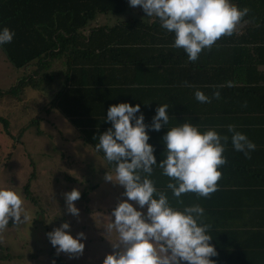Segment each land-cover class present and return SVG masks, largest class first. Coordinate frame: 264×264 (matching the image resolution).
<instances>
[{"label":"crops","instance_id":"0c3cea01","mask_svg":"<svg viewBox=\"0 0 264 264\" xmlns=\"http://www.w3.org/2000/svg\"><path fill=\"white\" fill-rule=\"evenodd\" d=\"M249 2L251 16L264 14V0ZM80 38L96 48L87 57L74 55L71 70L66 59L53 61L49 73H57L58 78L41 89L52 90L49 105L64 83H70L73 95L68 96L66 108L78 116L76 124L68 119L77 130L73 144L83 145L77 152L89 157L90 172L114 175V165L96 150L94 139L111 127L105 121L110 105L139 104L145 123L150 124L159 104H167L169 127L187 121L201 131L215 129L228 137L223 152L226 163L219 166L221 177L207 198L192 192L172 196L166 188L169 178L158 167L150 179L173 207L199 204L204 209L203 221L210 225V243L217 252L210 257L215 264H264V25L238 24L231 35H222L196 61H189L182 48L172 47L173 34L162 29L156 18L127 3L124 12L98 13ZM33 71L26 73L33 76ZM197 89L210 102H198ZM217 91L219 98H214L212 93ZM229 124L256 145L254 151L246 156L233 149ZM166 131L162 127L148 133L157 163L163 159ZM85 132L88 143L83 140ZM85 147L91 149V157ZM123 191L120 186L119 200L126 199Z\"/></svg>","mask_w":264,"mask_h":264},{"label":"clouds","instance_id":"9594fccd","mask_svg":"<svg viewBox=\"0 0 264 264\" xmlns=\"http://www.w3.org/2000/svg\"><path fill=\"white\" fill-rule=\"evenodd\" d=\"M128 4L140 6L146 17L156 18L162 29L173 34L172 47L182 48L189 61H196L202 50L210 49L222 35H231L249 11L231 0H128ZM14 36L9 27L0 26V46L11 43ZM212 96L219 98V92ZM194 98L200 103L210 102L199 89ZM167 110V104H159L147 124L139 104L110 105L105 121L111 127L94 137L98 140L96 150L114 165V175L106 172L104 180L122 186L121 195L126 198L118 200L111 210V222L105 230L114 231L118 242L112 244L113 251L105 255L102 264H215L210 257L217 252L210 243V225L203 221L204 209L199 204L173 207L150 177L158 167L161 175L169 178L166 188L172 196L180 198L192 192L207 198L221 177L219 166L226 163L223 152L228 137L212 128L201 131L187 121L169 127ZM162 127L167 128L162 137L165 150L157 163L148 133ZM227 130L235 151L247 156L255 150L256 145L233 125ZM80 195L75 188L63 193L66 211L73 216L79 215L74 202ZM10 220L12 225H24L29 211L19 191L0 187V231ZM70 227L63 222L46 235L57 254L79 256L85 248V233L73 236Z\"/></svg>","mask_w":264,"mask_h":264},{"label":"rangeland","instance_id":"374dc122","mask_svg":"<svg viewBox=\"0 0 264 264\" xmlns=\"http://www.w3.org/2000/svg\"><path fill=\"white\" fill-rule=\"evenodd\" d=\"M27 76L0 49V117L7 120L0 122V187L19 191L29 211L26 224L15 226L10 220L0 231V246L9 255L0 264H59L46 234L63 222L71 225L73 236L85 233V248L79 256L56 255L66 264H102L118 242L116 233L105 229L120 186L105 181L104 172L87 168L89 157L77 152L83 145L73 144L74 125L56 109L47 110L52 90L15 89ZM85 148L91 157V149ZM73 188L81 193L74 202L78 216L66 211L63 198Z\"/></svg>","mask_w":264,"mask_h":264},{"label":"trees","instance_id":"16d2710c","mask_svg":"<svg viewBox=\"0 0 264 264\" xmlns=\"http://www.w3.org/2000/svg\"><path fill=\"white\" fill-rule=\"evenodd\" d=\"M249 1L231 0V3L238 8H247ZM127 3L128 0H0V26H7L15 33L12 42L0 46V49L13 67L25 72L35 69L34 75L21 79L15 89L30 87L39 90L44 83L52 84L58 74L49 73V70L57 59H66L67 67L71 70L74 55L87 57L90 50L96 48L93 43H83L85 39L80 38L81 31L96 19L98 13L124 12ZM252 3L256 4L255 1ZM239 24L263 26L264 14L251 16L248 11ZM83 48L86 52H82ZM69 86L70 83H64L47 110L59 109L76 124L78 116L66 108L68 96L73 95ZM0 122L6 124L7 120L0 117ZM85 136L83 140L88 143L86 132ZM25 194L31 196L28 189H25ZM0 256V262L9 258L1 246ZM52 256L57 263L66 264L55 252Z\"/></svg>","mask_w":264,"mask_h":264},{"label":"built area","instance_id":"2783aa9c","mask_svg":"<svg viewBox=\"0 0 264 264\" xmlns=\"http://www.w3.org/2000/svg\"><path fill=\"white\" fill-rule=\"evenodd\" d=\"M0 260H1V256H0Z\"/></svg>","mask_w":264,"mask_h":264}]
</instances>
